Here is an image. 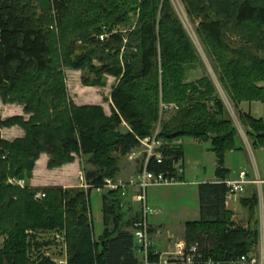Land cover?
Wrapping results in <instances>:
<instances>
[{
	"label": "trees",
	"instance_id": "1",
	"mask_svg": "<svg viewBox=\"0 0 264 264\" xmlns=\"http://www.w3.org/2000/svg\"><path fill=\"white\" fill-rule=\"evenodd\" d=\"M183 2L188 15L200 21L202 42L219 66V81L252 147L264 148V120L240 111L243 102L264 103V86H260L264 0ZM117 26L129 27L128 33H115ZM229 30L255 42L259 53L232 49ZM103 35H107L104 41ZM197 60L194 44L167 0H0L1 97L5 103L28 104L27 111L32 106L50 110L38 98L42 92L51 99L54 120L60 125L53 128L45 123L47 113L29 122L22 117L3 121L0 116V126L20 125L26 131V137L14 143L0 137V235L7 237L0 247V264H56L42 251L57 242H42L41 237L60 229L66 230L68 264H144L133 236L141 215L129 218L120 191L102 194L105 229L97 240L88 217L93 188L88 192L30 184L22 188L9 179L30 182L42 154L49 155L50 169L73 163L79 154L98 167L86 171L88 184L102 186L107 178L117 177L118 156L152 136L161 102L177 103L181 110L165 122L160 138L169 146L183 138L210 142L217 158L218 181L199 185L201 218L186 224V242L198 243L214 260L229 261L254 252L261 236L256 218L259 197L255 193L242 200L250 222L248 227L237 225L226 205L230 171L225 159L240 149L239 131L210 79L197 85L185 83L186 66ZM64 68L93 75L94 79L83 78L89 87H104L106 76L117 78L111 118L99 107H78L73 102L67 106ZM64 106L69 108L63 112ZM169 146L164 148L170 157L166 165L151 164L152 171L183 160L181 145ZM39 192L46 195L44 199H35ZM130 228L131 232L126 230ZM159 255L153 246L150 264H158Z\"/></svg>",
	"mask_w": 264,
	"mask_h": 264
},
{
	"label": "rangeland",
	"instance_id": "2",
	"mask_svg": "<svg viewBox=\"0 0 264 264\" xmlns=\"http://www.w3.org/2000/svg\"><path fill=\"white\" fill-rule=\"evenodd\" d=\"M170 2L173 8V12L180 23L185 28L190 40L194 44L198 60L193 65H187V79L186 84L197 85L199 81L207 78L210 79L215 86L217 96L222 99L226 104L228 113L234 121L236 128L239 131L237 145L240 149L231 151L226 155V164L230 168V176L232 180H235L241 171L248 173L249 178L257 179L260 176L264 180V148H253L252 141L248 137L247 130L241 125L238 111L235 109L232 101L229 96L224 91L220 81H219V66L212 59L208 48L202 42L201 36L198 32L200 28V21L193 20L187 13L186 6L183 0H167ZM41 9H39V14ZM129 31V27L117 26L114 29L115 33H123L126 35ZM240 35L236 34L234 31L229 30L228 33V44L234 50H243L247 49L253 55L258 54V50L255 47V42L248 41ZM97 65L101 64L99 61H95ZM63 72L66 76L67 82V95L68 100L66 102L69 106L70 102H73L74 105L79 106H92L99 107L105 115L106 118H111L113 113V103L111 99L112 92L114 87L118 84V80L112 76H106L105 81L106 85L104 87H89L83 84V78L94 79V76L86 71H75L71 69H63ZM260 86H264V82L260 83ZM38 98L44 99L45 103L48 105L50 110L43 111L41 107L32 106V111H27L28 104L21 102H12L5 103L0 94V116L3 121L10 120L11 118L16 119L15 117H22V120L25 122L31 121L38 114H48V118L44 122L49 124L51 127H59V123L55 122L54 116L55 111L51 105V99L46 98L45 95L40 92ZM79 102L81 104H79ZM8 105H14L17 108V111H10ZM242 109L250 113L257 119L264 120V103L261 102H243ZM62 109L63 112L65 108ZM52 107V108H51ZM181 110V107L177 103H165L161 102L160 104V117L157 124L152 127V136L151 138L160 135L162 127L169 120L170 117H174ZM13 112V113H12ZM15 112H19L21 115H11ZM20 127L24 131V136L22 138H17L12 141L6 140L4 136L5 129H12L13 127L0 126V137L2 140L8 143H14L18 139H23L26 137V131L20 125L14 127ZM123 132H126L125 129H122ZM76 135V132H74ZM149 138V137H148ZM147 139V138H146ZM144 140V139H141ZM158 141L162 142L165 146H169L165 143L160 137L157 138ZM197 139L193 138H183L182 144L184 149V154L186 155L184 170H185V180L184 184L180 185H162L150 187L147 191V201L148 205L152 208L159 210V214L153 215L149 218L150 225L159 229L158 245L166 244L169 242H175L179 240H185V225L190 221H197L200 218L199 210V196H198V185L199 181L206 179H211L215 176L216 169V155L211 151V145L207 141H196ZM177 145V146H176ZM181 145V140L174 142L173 145L169 147H178ZM248 147L251 151L246 149ZM131 153V152H130ZM129 154L124 156H118V165L119 167L124 168L127 165L138 168V171L141 167L140 160L130 161ZM75 158L79 159L82 168V176L79 177V185L75 189L83 190L85 192L90 191L91 185L88 184L86 180V171L98 170V167L88 164L87 157L82 155H75ZM127 166V167H131ZM125 169V168H124ZM130 171V169H125ZM138 173V172H137ZM34 174V173H33ZM127 176V175H123ZM120 178V177H117ZM125 178V177H124ZM130 178V177H129ZM133 178V177H131ZM130 178V179H131ZM14 178H10L9 181ZM122 179V180H130ZM26 185L29 184V181H26ZM88 185V186H87ZM90 186V188H89ZM259 185H247L243 193L237 196V201H231V208L235 211L242 210L241 199L248 198L252 196V190L256 191L259 197V207L257 209L256 218L260 220V242L259 245L254 248V253L259 254L261 247L260 243L264 238V184ZM73 189V188H69ZM102 194H98L96 191H93L90 194V210L91 213H88L89 220H92L93 223V233L95 239H98L104 232V224L102 219ZM140 202L136 204L135 209L140 211ZM250 222V213L249 216L245 213H240L237 218V225L248 227ZM64 237V240L60 242L56 239V235ZM41 236V235H40ZM262 237V238H261ZM6 236L1 235L0 237V247L4 245ZM157 237L152 235L153 241ZM42 242H50L55 240L57 243L51 244L49 247L43 249L45 256L51 257L53 261H57L61 258L67 256V238L66 230L60 229L54 232H45L41 237ZM178 240V241H179ZM187 243V242H186ZM167 249H170L168 246ZM171 253V252H170Z\"/></svg>",
	"mask_w": 264,
	"mask_h": 264
},
{
	"label": "built area",
	"instance_id": "3",
	"mask_svg": "<svg viewBox=\"0 0 264 264\" xmlns=\"http://www.w3.org/2000/svg\"><path fill=\"white\" fill-rule=\"evenodd\" d=\"M105 38H107V35L100 37L102 41ZM158 137L160 135L157 134L152 138L140 139L139 148L131 151L129 155L130 161L140 160L141 162V167L136 176L126 181L117 177L107 178L102 186H91L93 191H96L98 194H104L107 191H120L124 197L133 194L138 198L141 205V219L139 218L140 220L134 223L133 236L136 238L144 264H150V253L154 246L149 218L157 214V210L148 205L147 191L150 187L154 186L181 184L185 174L182 160L173 161L170 168L167 167L166 170L160 172L150 169L151 164L165 166L167 159L170 158L165 154L164 144L157 140ZM9 183L22 188L26 186L24 180L11 179ZM225 183L229 190L227 197L236 198L245 191L247 185L257 184L261 186L264 182L259 178L252 180L249 178L248 173L241 171L237 179H228ZM45 196L43 192H39L36 194L35 199L41 200ZM56 239L60 242L64 240V237L57 234ZM260 247L259 254L253 252L229 261H223L208 258L198 243L189 245L186 242H181L177 245L174 252L160 254L158 264H264V238L260 243ZM55 263L68 264V257L65 256V258H61L55 261Z\"/></svg>",
	"mask_w": 264,
	"mask_h": 264
},
{
	"label": "crops",
	"instance_id": "4",
	"mask_svg": "<svg viewBox=\"0 0 264 264\" xmlns=\"http://www.w3.org/2000/svg\"><path fill=\"white\" fill-rule=\"evenodd\" d=\"M79 104H81V103L79 102ZM8 108L10 109V111H17V109H16L17 107L14 105H8ZM240 111L245 112L242 109V105H240ZM245 113H247V112H245ZM11 115H21V114L19 112H15L14 114H11ZM3 133H4L6 140H8V141H12V140H15L17 138H22L24 136V131L18 126L13 127L12 129H5V131ZM196 141L201 142L199 140H196ZM181 148L183 151V160L182 161L185 164L186 155L184 154L182 140H181ZM246 149L248 151H251L248 147H246ZM229 154H233V153H229ZM49 161H50L49 155H47V154L41 155L40 159L36 163L33 178L29 182L30 186H32L34 188L62 187L64 189H69V188H75L79 185V177L82 176V168H81V164H80L78 158L75 159V161L73 163L64 165L62 167L54 168V169L49 168V166H48ZM216 161H217V159H216ZM226 161L227 160L225 159V167L230 171V168L227 167L228 165L226 164ZM127 166H131V165H127ZM127 166L124 168L130 169V171L125 170L124 168L121 169V167H119L120 170H119L117 177H120L121 179H130L131 177L136 176V174L138 172V168L133 167V166H131V167H127ZM216 169H217V164H216ZM216 169H215V176L214 177H212L211 179L199 181L197 184L200 185L203 183L217 182L218 179L216 176ZM185 174L183 176L182 183L180 185L185 183L184 182V180L186 178ZM123 175H127V176H123ZM231 178L232 177L229 176V179H231ZM237 178H238V176H237ZM258 178L264 182V180L261 179L260 176H258ZM252 180H255V179H252ZM262 184H264V183H262ZM199 185H198V196H199ZM250 185H257V184H250ZM255 193H256V191L252 190V196ZM252 196L248 197V198H244V199H251ZM244 199H241V202ZM138 201H139L138 198L133 194H130L123 201L124 209H125V211H127L129 213L128 216L130 219H132L136 216L138 217L139 215H141V209H140V211H137L135 209V206H136V204H138ZM231 201H233V202L237 201V197L236 198L235 197H231V198L227 197V202H226L227 209L233 213V220L235 221V223H237V218H238L240 213H245L246 215L249 216V209L247 207H245L243 203H242V210L235 211L231 208V203H230ZM199 210H200V203H199ZM159 212L160 211L157 210V214H159ZM102 213H103V207H102ZM157 214H155V215H157ZM200 218L197 221H190V222H198V221H200ZM102 219H103V224H104V213L102 214ZM190 222H187V223H190ZM104 229H105V225H104ZM126 230H128L130 232L132 231L131 228L126 229ZM151 230H153L152 235L153 236L155 235L157 237L155 239V241H153V243H154V250L158 254L174 252L179 243L186 242V237H185V240L181 241L178 239L179 241L177 240L174 243L173 242H169L166 244L162 243V244H160L161 247H159L158 242H157L158 237H159V229L151 225ZM184 234L186 236V225H185ZM168 246L170 247V249H167Z\"/></svg>",
	"mask_w": 264,
	"mask_h": 264
}]
</instances>
